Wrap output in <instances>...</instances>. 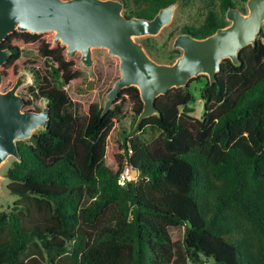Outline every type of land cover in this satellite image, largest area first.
<instances>
[{
	"label": "trees",
	"instance_id": "1",
	"mask_svg": "<svg viewBox=\"0 0 264 264\" xmlns=\"http://www.w3.org/2000/svg\"><path fill=\"white\" fill-rule=\"evenodd\" d=\"M177 1L125 0L124 15L151 19ZM221 2L192 36L228 24L226 10L237 5ZM29 43L50 63L49 78L35 72L50 116L45 129L17 142L21 158L5 173L18 199L0 210V264H264V28L240 49L239 64L224 59L201 87L200 119L187 87L171 88L136 129L143 103L135 86L105 113L96 103L85 116L70 109L63 86L79 72L49 33L8 34L0 43L11 51L4 78L17 77ZM126 98L135 136H122L123 163L107 158V137ZM31 104L25 98V108ZM147 130L157 132L148 142ZM125 165L136 179L122 186Z\"/></svg>",
	"mask_w": 264,
	"mask_h": 264
},
{
	"label": "water",
	"instance_id": "2",
	"mask_svg": "<svg viewBox=\"0 0 264 264\" xmlns=\"http://www.w3.org/2000/svg\"><path fill=\"white\" fill-rule=\"evenodd\" d=\"M245 4L246 13L229 6L225 13L228 24L206 37L178 34L172 46L181 53L171 63L152 59L136 38L159 33L170 22L176 2L147 19L126 17L125 0H0V43L15 31L53 32L54 44L63 46L69 56L79 52L87 67L93 62L92 49L105 48L117 56L120 75L106 93L102 113L113 106L123 88L135 86L143 103L136 129L144 118L157 113L158 96L171 88L186 87L200 74L213 83L224 59L240 63V49L255 44L264 23V0ZM10 55L8 48L0 46V164L9 156L19 161L17 142L30 138L36 129H45L50 116L46 104L41 110L25 109V98L18 93L26 82L25 74H19L10 88L1 89V67ZM132 173L136 175L135 170Z\"/></svg>",
	"mask_w": 264,
	"mask_h": 264
},
{
	"label": "rangeland",
	"instance_id": "3",
	"mask_svg": "<svg viewBox=\"0 0 264 264\" xmlns=\"http://www.w3.org/2000/svg\"><path fill=\"white\" fill-rule=\"evenodd\" d=\"M233 1L237 5L236 7L240 8L242 6L240 9H242L244 13L247 12L245 2L239 3L237 0ZM176 4L170 22L165 25L159 33L156 35H145L136 38V40L143 45L147 53V50L151 52V54L148 53V55L160 63H171L181 53V50L179 48H174L172 43L182 26L201 25L205 20L208 10H213L219 13L222 6L221 0H178ZM124 11L125 9H123V13ZM46 33H49L51 38L53 37V32ZM21 48L22 52L17 61L19 69L18 75L21 73L25 74L26 82L20 86L18 93L24 98L32 100V104L25 109L41 110L46 104V101L37 95L38 83L36 82L35 76H37V74H35V72L38 71V74L41 77L45 76L49 78L50 63L39 53L38 43L22 45ZM80 56L81 54L79 52L73 56L66 54L67 59L74 60L75 65L73 69L79 72V76L67 85H64L63 89L71 99L70 109L77 115L85 116L87 114L88 106L91 103H96L102 107L104 106L106 93L112 87L114 81L119 77L120 72L117 56L108 54L105 48L92 49L91 56L93 62L89 67L85 66L80 61ZM171 57H173V60L170 59ZM193 78L194 79L191 78L188 81L186 86V89L193 96V100L190 102L189 107L193 110L191 112L192 116L200 119L204 112L203 100L200 97V89L208 78L205 74H200ZM15 79V77L4 78L3 83L1 84V89L6 90L10 88ZM132 124V103L126 98L122 109V115L115 120L114 126L107 137V158L109 152H111L118 158L121 156V158L124 159L123 163L126 161L125 152L121 148V145L124 142L122 136L123 134H128L127 137L129 138L135 136V134L132 133ZM156 135L157 132L147 130L141 135V138L148 142ZM15 160L14 157L9 156L0 164V210H8L18 199L17 196L9 193L7 184L10 180L5 176L7 169L13 165ZM132 178L136 179V175L132 174ZM171 235L175 237L180 235V233L173 230L171 231ZM188 264L193 263L189 261Z\"/></svg>",
	"mask_w": 264,
	"mask_h": 264
},
{
	"label": "built area",
	"instance_id": "4",
	"mask_svg": "<svg viewBox=\"0 0 264 264\" xmlns=\"http://www.w3.org/2000/svg\"><path fill=\"white\" fill-rule=\"evenodd\" d=\"M262 27L264 28V23L262 25ZM132 169L129 165H125L122 172L119 175L118 178V183L122 186H124L128 181L132 180Z\"/></svg>",
	"mask_w": 264,
	"mask_h": 264
},
{
	"label": "flooded vegetation",
	"instance_id": "5",
	"mask_svg": "<svg viewBox=\"0 0 264 264\" xmlns=\"http://www.w3.org/2000/svg\"><path fill=\"white\" fill-rule=\"evenodd\" d=\"M208 12H209V10H208ZM207 12V13H208ZM207 15V14H206ZM206 18L207 17H205V20H206ZM205 20H204V22H205ZM203 22V23H204ZM199 27V25H184V26H182L180 29H179V32H178V34H180V33H187V34H190V35H192V33L195 31V29L196 28H198Z\"/></svg>",
	"mask_w": 264,
	"mask_h": 264
}]
</instances>
